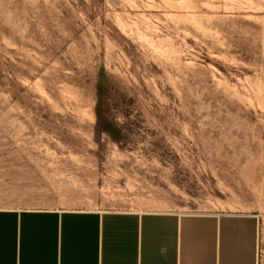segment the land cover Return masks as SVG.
I'll use <instances>...</instances> for the list:
<instances>
[{
  "label": "rangeland",
  "instance_id": "obj_1",
  "mask_svg": "<svg viewBox=\"0 0 264 264\" xmlns=\"http://www.w3.org/2000/svg\"><path fill=\"white\" fill-rule=\"evenodd\" d=\"M7 208L254 214L264 264V0H0Z\"/></svg>",
  "mask_w": 264,
  "mask_h": 264
},
{
  "label": "crops",
  "instance_id": "obj_2",
  "mask_svg": "<svg viewBox=\"0 0 264 264\" xmlns=\"http://www.w3.org/2000/svg\"><path fill=\"white\" fill-rule=\"evenodd\" d=\"M248 213L0 209V264H258Z\"/></svg>",
  "mask_w": 264,
  "mask_h": 264
},
{
  "label": "trees",
  "instance_id": "obj_3",
  "mask_svg": "<svg viewBox=\"0 0 264 264\" xmlns=\"http://www.w3.org/2000/svg\"><path fill=\"white\" fill-rule=\"evenodd\" d=\"M103 75H99L98 88H97V102L95 106L96 125L98 131L106 133L113 141H118L119 138L116 134V125L110 119V112L106 109L103 102L104 84L102 80Z\"/></svg>",
  "mask_w": 264,
  "mask_h": 264
}]
</instances>
